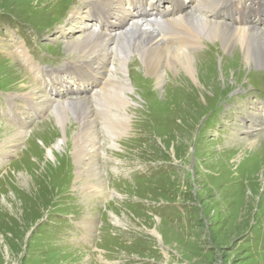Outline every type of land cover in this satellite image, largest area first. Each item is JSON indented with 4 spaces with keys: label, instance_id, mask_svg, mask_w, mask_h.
Returning <instances> with one entry per match:
<instances>
[{
    "label": "rangeland",
    "instance_id": "rangeland-1",
    "mask_svg": "<svg viewBox=\"0 0 264 264\" xmlns=\"http://www.w3.org/2000/svg\"><path fill=\"white\" fill-rule=\"evenodd\" d=\"M208 1L191 9L189 0L188 9L201 17ZM79 5L0 0V264H264V67H246L239 49L225 52L203 37L188 46L205 70L200 92L171 71L157 85L133 53L124 75L136 103L127 110L128 128L113 146L108 110L95 107V139L88 137L95 161L86 170L88 159L76 164L72 137L87 128L71 116L69 140L55 146L63 127L52 110L38 117L23 100L33 92L41 108L47 92L17 51L24 45L48 67L76 60L80 53H67L64 44L85 35Z\"/></svg>",
    "mask_w": 264,
    "mask_h": 264
},
{
    "label": "bare ground",
    "instance_id": "bare-ground-1",
    "mask_svg": "<svg viewBox=\"0 0 264 264\" xmlns=\"http://www.w3.org/2000/svg\"><path fill=\"white\" fill-rule=\"evenodd\" d=\"M164 2L165 0H80L79 10L75 14L78 13V17H82L78 22L81 24L80 32L83 31L85 35L71 38L64 44L67 53L79 52L80 55L76 56V60L67 59L55 67L44 64L43 66L42 62L32 59L24 45L17 43L18 53L28 61L27 74L39 79L47 92L43 94L41 108L38 107V101L33 97V92L23 94L25 95L23 100L38 117H42L46 110H52V116L63 127V138L59 137V142L55 145L59 149L62 142L69 140L65 124L71 116L77 117L81 129L87 128L85 134H79L76 131L72 137L75 141L76 164L79 166L81 162H87L88 159L86 170L91 169V164L93 160L95 161L94 157H89L88 147V137L95 139L94 123L98 121L94 116L95 107L102 109L104 106L108 110L110 120L105 126L108 128L113 146L117 145L115 139L123 132L125 133L128 128L130 115L127 110L130 105L136 103L131 94L130 96L128 94L131 88L128 78L124 75H127L128 64L133 53L140 54V64L144 65L147 73L157 78V85L163 81L165 73L171 71L175 74L183 73L187 79L196 82L194 85L200 92L206 90V83L203 85L198 82V79L201 81V73L205 70L203 71L197 64V59L194 58L188 46H193L192 49H194L201 45L203 37V39L216 40L225 52L233 48L239 49L246 67H264V0H210L204 5L207 7L204 8L207 9V13L206 10H201V17L193 14L195 9L192 12L189 11L201 0H193V7L189 9V0H167L168 6ZM209 11L212 15L208 14ZM253 15L262 22L253 23ZM70 18L73 19L72 16ZM162 30L177 31L183 36L172 39L166 37L168 33ZM188 36L191 38L186 39ZM176 40H178L177 43H175ZM171 44L176 45L175 50L171 48ZM86 53L89 54L85 55ZM33 60L40 65L41 72L38 71L37 64ZM33 69L37 72L36 70L32 72ZM119 73L123 75L119 76ZM65 79L75 85L72 87L65 82ZM81 91H86L88 95L82 97ZM148 94L154 93L149 91ZM67 95L71 96L66 97ZM28 102H32L36 108L33 105L30 106ZM91 102H95L94 106ZM8 103L15 104L11 99L10 102L5 99V104ZM82 108L86 113L89 111V115L83 118L78 115V110ZM20 119L21 117H18L16 121L19 122ZM18 133L26 134L27 132L19 131ZM86 137L87 144L82 146ZM91 139L90 143L94 146V141ZM97 142L100 143V139ZM247 148L245 150L249 149ZM52 150H49L50 153ZM95 176L96 173L92 170L90 177ZM88 187L96 192L100 191L99 188L97 189V184L95 187L94 182ZM101 188L103 189L102 185ZM11 204L8 203L7 206L14 212V206ZM120 219L116 220L120 222ZM155 233L157 234V231Z\"/></svg>",
    "mask_w": 264,
    "mask_h": 264
}]
</instances>
